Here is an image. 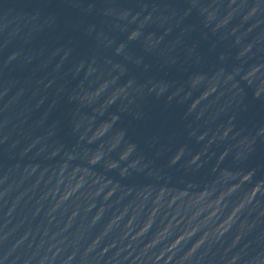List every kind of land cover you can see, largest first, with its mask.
I'll list each match as a JSON object with an SVG mask.
<instances>
[{"label": "water", "instance_id": "95a60500", "mask_svg": "<svg viewBox=\"0 0 264 264\" xmlns=\"http://www.w3.org/2000/svg\"><path fill=\"white\" fill-rule=\"evenodd\" d=\"M0 264H264V0H0Z\"/></svg>", "mask_w": 264, "mask_h": 264}]
</instances>
